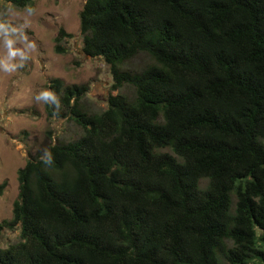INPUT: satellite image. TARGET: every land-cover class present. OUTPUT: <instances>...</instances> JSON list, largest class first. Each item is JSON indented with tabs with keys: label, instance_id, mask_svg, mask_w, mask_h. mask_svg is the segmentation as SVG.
Here are the masks:
<instances>
[{
	"label": "trees",
	"instance_id": "trees-1",
	"mask_svg": "<svg viewBox=\"0 0 264 264\" xmlns=\"http://www.w3.org/2000/svg\"><path fill=\"white\" fill-rule=\"evenodd\" d=\"M79 29L133 96L50 81L82 133L17 170L0 264H264V0H86Z\"/></svg>",
	"mask_w": 264,
	"mask_h": 264
},
{
	"label": "rangeland",
	"instance_id": "rangeland-1",
	"mask_svg": "<svg viewBox=\"0 0 264 264\" xmlns=\"http://www.w3.org/2000/svg\"><path fill=\"white\" fill-rule=\"evenodd\" d=\"M86 0H33L32 12L0 0V18L10 28L8 39L19 55L9 56L5 36L0 33V221L12 217V205L18 194L17 170L27 159L45 153L55 143L77 139L81 129L70 117L49 116L46 108L50 99L38 97L50 92V81L59 79L63 86H84L86 91L78 105L86 114L106 109L109 95L133 96L131 88L111 90V75L100 58L82 52L79 12ZM64 34L60 35V31ZM64 53L55 52V38ZM149 59L135 57L128 64L138 69ZM5 64L17 65L5 71ZM19 241V230L0 231V248Z\"/></svg>",
	"mask_w": 264,
	"mask_h": 264
},
{
	"label": "clouds",
	"instance_id": "clouds-1",
	"mask_svg": "<svg viewBox=\"0 0 264 264\" xmlns=\"http://www.w3.org/2000/svg\"><path fill=\"white\" fill-rule=\"evenodd\" d=\"M28 13L31 14L32 9L29 8L27 9ZM16 29L9 28L8 26L4 24H0V33H2L5 36V44L9 48V56L11 55H19L21 59L23 60L25 58L24 54L19 52V50H12L11 45L13 41L11 39H8L9 33H14ZM17 65L14 64H5L4 65V70L5 71H14ZM43 98V99H51L55 103V97L48 91H44L40 94L38 99Z\"/></svg>",
	"mask_w": 264,
	"mask_h": 264
}]
</instances>
